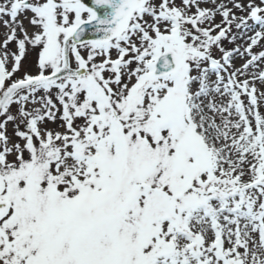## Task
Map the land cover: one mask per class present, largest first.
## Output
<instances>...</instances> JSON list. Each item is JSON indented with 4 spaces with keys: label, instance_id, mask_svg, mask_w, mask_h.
<instances>
[{
    "label": "snow or ice",
    "instance_id": "obj_1",
    "mask_svg": "<svg viewBox=\"0 0 264 264\" xmlns=\"http://www.w3.org/2000/svg\"><path fill=\"white\" fill-rule=\"evenodd\" d=\"M0 264H264V0H0Z\"/></svg>",
    "mask_w": 264,
    "mask_h": 264
},
{
    "label": "rangeland",
    "instance_id": "obj_2",
    "mask_svg": "<svg viewBox=\"0 0 264 264\" xmlns=\"http://www.w3.org/2000/svg\"><path fill=\"white\" fill-rule=\"evenodd\" d=\"M240 62H241V61H239V60L237 61V63H240ZM49 126H50V127H55V125H51V124H50ZM9 132H11V125H9Z\"/></svg>",
    "mask_w": 264,
    "mask_h": 264
},
{
    "label": "water",
    "instance_id": "obj_3",
    "mask_svg": "<svg viewBox=\"0 0 264 264\" xmlns=\"http://www.w3.org/2000/svg\"><path fill=\"white\" fill-rule=\"evenodd\" d=\"M86 2H87V0H86Z\"/></svg>",
    "mask_w": 264,
    "mask_h": 264
}]
</instances>
